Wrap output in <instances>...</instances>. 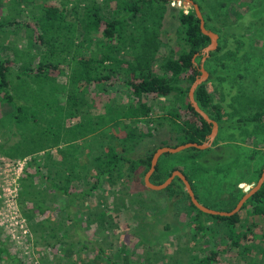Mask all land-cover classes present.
Listing matches in <instances>:
<instances>
[{
    "label": "trees",
    "instance_id": "obj_1",
    "mask_svg": "<svg viewBox=\"0 0 264 264\" xmlns=\"http://www.w3.org/2000/svg\"><path fill=\"white\" fill-rule=\"evenodd\" d=\"M9 1L13 2V11L20 9V5H29L31 2ZM46 1L39 3L38 11L33 12L29 20L0 17V128L2 127L4 132V127L9 126L10 132L18 136L16 141L11 142L9 147L1 149V152L11 158L30 156L26 159L27 162L18 179L20 188L17 197L22 213L28 219H31V211L42 214L54 209L46 203L45 194L37 188L36 180L39 178L45 179L52 190L69 196L68 202L62 207L65 214L61 209H54L55 215L41 217L40 222L31 225L34 233L41 232L42 242L47 248L60 242L64 256L68 257L78 252L77 258L85 264L88 261H91V264H118L116 259L105 260L102 263L103 254L106 252L103 243L109 237V232L105 230L108 231L115 226L122 208L146 217L143 208L150 204L149 197L146 196L150 187L146 185V190L139 189L134 193L125 189L119 191L120 197H123L124 193L128 194L126 203L124 200L117 203L114 199L108 203L107 197L94 201L93 208L89 207L78 217V220H83L88 225L97 220L98 236L94 238L87 236L88 234H80L79 227L82 224L70 216V204L77 199L79 205L86 204V197L91 196L92 190L99 187L103 181H108L110 188L113 183L125 188L126 183L121 178L131 177L138 166H143L140 171V175L143 176L150 166L153 151L159 146H175L188 141L200 143L206 140L211 124L190 104L188 90L196 75L200 73L198 66L201 54L198 53L193 60L194 54L207 45L210 38L201 31L200 19L193 7L185 11L183 7L171 6V16L177 19L176 42L179 47L174 49L170 46L169 40H163L159 26L171 0H60L59 4ZM2 3L4 1L0 0V4ZM208 19L204 20V24L218 33V44L205 59V64L210 67L207 79L218 71L217 68L210 66L209 61L214 59L215 54L226 45L227 40L221 35L220 27L211 24ZM10 25L14 26L17 32L14 39L7 43L5 38L8 33L7 27ZM253 37L255 45L244 49L243 53L237 56L230 55L233 56L232 60L225 63L226 67L223 69L228 77L238 79V83L248 79L247 91L243 84L238 85L241 93L237 95V100L243 110L235 119H223L222 106L213 101L207 88V80L201 82L194 90L197 103L221 127L256 122L260 131L264 129V107L258 102V99L264 96V66L263 55L257 52L263 37L256 33ZM16 38L21 39V45L16 43ZM161 46L165 47L164 51ZM120 64L127 66V73L120 81L127 88L129 101L107 98L102 103L100 112L90 113L91 110L87 108L90 91L88 86L92 82L106 84L114 77L119 78L122 74ZM63 67L66 73L63 72ZM58 74H63L64 81L58 80ZM171 92L178 95V102L172 107L171 114H159L154 110L152 116L153 108L149 101L153 97ZM244 111L246 112L243 113ZM94 115H96L94 122H89ZM72 118V122L69 121ZM164 121L170 124L169 130L173 133L171 136L176 139L174 143L162 142L164 139H160L154 148L144 155L137 157L129 155L131 147L151 134L150 127L159 130L163 127ZM109 123H111L109 128L116 129L118 125L124 128L125 137L121 144L119 142L104 145L95 140L94 149L88 144L78 146L67 140H63V145L60 144V140L68 136L73 129L72 138H76L78 133L85 136L92 131L95 137L98 135L103 137V129ZM68 124L70 125L67 128ZM61 133L66 135L61 137ZM2 137L4 138L0 141V147L7 138ZM29 145L31 147H28ZM125 146L127 150L124 152ZM53 148H56V152L52 151ZM71 148L77 154L72 153ZM85 148H88L90 163L95 167V173L90 175V165L84 166L80 162V156ZM185 149L190 157H195L208 148L191 146ZM41 150L43 153L40 154ZM57 153L60 154L59 159L55 158ZM160 157L150 180L160 183L172 170L180 169L188 178L198 200L206 206L229 210L244 193L239 183L246 180L235 179L229 183L230 187L223 190L226 183L223 184L219 179L221 190L229 194L220 198L217 206L207 204L199 195L204 179L200 177L193 180L178 165L169 164L166 168L168 166L170 168L167 170L165 168L161 172ZM41 160L45 161L42 163ZM236 163L243 167L246 161ZM263 166L264 161L257 170L256 180ZM217 169L219 167L206 170H211L212 175H215ZM73 179H79V185L82 186L75 193L69 189ZM158 190L166 192L168 197L180 195L173 203L169 202L165 206L174 204V207L186 212L188 219L193 223L190 227L193 239L203 236L212 238L213 233L218 232L219 228L213 229L211 224L205 223L206 219H210L206 218V215L211 216L220 226H224L226 238L232 239L235 246L243 244L242 252L251 255L247 257L245 264H264V228L259 227L260 232L256 233V237L253 235L255 239L252 241L248 243L243 241L250 226L257 225L256 217L264 218V181L244 201L241 208L231 215L211 214L200 210L191 201L181 178L177 175L168 185ZM149 207L151 210V204ZM241 209L245 210L251 222L240 221ZM53 219L55 222L52 224ZM45 221L48 224L45 225ZM100 231L103 235L99 234ZM39 240L36 238V243ZM108 241L111 243L109 239ZM115 249L122 251L121 247ZM217 252V249L210 245L201 255L188 254L181 264H213ZM77 258L68 264H78ZM10 259L16 260L17 257L9 254L8 246L0 244V264H12V261L7 262Z\"/></svg>",
    "mask_w": 264,
    "mask_h": 264
},
{
    "label": "rangeland",
    "instance_id": "obj_2",
    "mask_svg": "<svg viewBox=\"0 0 264 264\" xmlns=\"http://www.w3.org/2000/svg\"><path fill=\"white\" fill-rule=\"evenodd\" d=\"M3 1L4 3L0 4V17L9 16V18L29 20L31 17L30 15L38 11L40 6L39 3L43 0H31L29 5L22 4L20 5V9H18L19 11H13L12 1ZM194 1L201 6L200 10L203 19L206 20L209 18L208 20L210 23H214L216 26L220 27L221 35L227 38L226 45L215 54L213 60L211 59V61H209L210 66L218 69L217 72L212 73L211 78L207 79L210 75L208 71L210 67L205 64V61L203 65L208 71V76L206 78L207 88L213 101L222 106L223 119H235L243 110L240 108V103L237 100V95L241 93L238 85L243 84L245 86L244 89H246L245 91H247L248 88L246 84H248V79L241 80L238 83V79L228 77V75L223 72V69L226 67L225 63L231 62L230 60H232L231 58L233 56L230 55L237 56L243 53L244 49L255 45L253 37L255 33L263 37L262 43L260 44L261 47L257 52L263 55L262 64L264 66V52H262L264 51V0ZM46 2H55L59 4L60 0H47ZM171 6L183 7L185 11L191 6L185 5L182 1H170L167 7L168 10L165 12L164 18L159 26L161 38L163 40H169L170 46L177 49L179 47L176 42L177 19L171 16ZM16 30L17 29L12 25L7 27L8 33L5 42L9 43L14 39L17 32ZM16 40V43L21 45V39L16 38ZM161 48L163 51L165 50L164 46H161ZM224 53H226V55ZM195 59L194 56V60ZM255 59L256 58H254V60ZM199 60H201V56ZM260 62L261 61H258V63ZM123 66L125 68H123ZM123 66L120 68L122 74L119 78L114 77L106 82V84L92 82L88 86L90 91L88 93L87 108L91 110L90 113L96 114V112H100L102 110V103L106 101L107 98H119L121 101H129L127 88L124 83L120 81V79L123 80L127 73V66ZM62 70L66 73L64 67ZM57 78L59 81H64L65 79L63 74H58ZM177 96V94L171 92L166 95L153 97L149 101L153 108L152 116L154 115V110L158 111L159 114L166 113L170 115L172 107L176 106L178 102ZM258 102L264 107V96L258 99ZM245 112L246 111L243 113ZM95 116L96 115H94V118L89 122H94ZM105 119L107 118L105 117ZM72 120L73 118L69 119L71 122ZM69 125L70 124L66 127L68 128ZM73 125L74 124H72V126ZM110 125L111 123L105 125L102 133L104 134L103 137L100 135L95 137L92 131L85 136H80L78 133L76 138H72L74 129L70 131L66 137H64L66 134L61 133V137L64 138L60 140V144L63 145V140L71 141L78 146H80V144H88L90 147L93 146V141L95 140H97L98 143H104V145L117 144L119 142V144H121L125 137L124 128L118 125L115 127L116 129H113L109 128ZM169 125L168 121H164L163 127L159 130L150 127L151 134L143 137L137 145L131 147L132 151H130L129 155L134 157L144 155V153L154 148L160 139H164L162 142L174 143L176 139L171 136L173 133L169 130ZM142 126L146 127L145 125ZM9 128V126L4 127V132L2 131V127L0 128V141L4 138L2 136H7L8 138H6V141L0 147V244L8 246L9 254L16 256L17 259L6 261H12V264H25V262L26 264H68L71 260L73 261L79 257L78 252H74L68 257L64 256L65 254H63L60 247V242L55 246L52 245L47 248L46 244L42 242L43 236L41 237V232L37 231V233H34L31 225L40 222L41 217L55 215L54 209L62 210L63 205L68 202L69 196L58 192V190H52V187H49L45 179L41 180V178H39L36 180L37 188L45 194L46 203L54 209L51 212L45 211L42 214H37L35 211L32 213L31 211V219H28L22 213L17 198L20 188L18 179L22 174L25 162H27L26 159H29L30 156L24 158H11L1 152V149L9 147L11 142L18 139V136L10 132ZM127 146H125L124 152L127 150ZM28 147H31V145ZM207 148V150L197 154L195 157H190L189 152H187L185 148L177 152L164 153L159 159L160 171L162 172L167 165L171 164L182 167L185 173L191 176L193 180H198L202 177V179H204V184L199 191L201 200L207 202V204L217 206L216 204L220 203V198L229 194L221 190V186H219L220 180H222L223 184L226 183L223 190H225V187H230L229 183L235 179L246 180L239 183L242 187L244 183L257 181L255 175L264 161V129L260 131L256 122H250L242 126L223 125L222 127L218 123L217 133L211 145ZM87 149L88 148L84 149L85 153ZM92 149H94V146ZM73 150L74 149L71 148L72 153L76 152ZM52 151L56 152V148H53ZM41 153H43V150L40 151V154ZM85 153L80 156V162L84 166L90 165V175L95 173V167L91 165L89 156L87 157L89 151L87 154ZM236 154L238 155V160H236ZM59 155V153L55 154V158L59 159ZM236 161H246V164L243 167H239ZM61 166L62 165H60V168ZM213 167H219L216 173L213 171L216 176L212 175L211 170H206ZM82 168L84 167L82 166ZM142 168L143 166H138L132 172L131 177H127L126 179L125 177L121 178V180L126 183L125 188L118 187V185H114V183L112 188H110L108 181H103L99 187L92 190L91 196L86 197V204L83 203L79 205L78 199L72 201L70 204V216L78 220V217L88 210L89 207L93 208L94 201L105 197H107L108 203L113 199L116 200L117 203L123 200L126 203L128 194L124 193L123 197H120L119 193V191L124 189L131 190L132 193L139 189L146 190L147 187L144 182V175H140ZM168 168H170V166H168ZM168 168H166V170ZM62 171L67 172L66 170ZM79 184V179H73V184H71L69 189L75 193L82 188ZM147 190L146 196L149 197V203L152 207L150 210L149 204L148 207L143 208L146 217L139 215V213H134L133 210L122 208L123 210L120 211L117 216L115 226L108 231L105 230V232H109L108 239L111 243H109L108 239L103 243L106 252L103 254L104 259L102 263L105 262V260L109 261L111 259H116L118 260V264H181V262L186 260L185 257L188 256V254L198 253V255H201L208 250L210 245H213L218 251L216 261L213 262V264H245L247 257L251 256L250 254H244L242 252L243 244L235 246L232 243V239L226 238L224 226H220V224L217 223L218 221L211 216L206 215V218L210 219H206L205 223L211 224L213 229L219 228L218 232L215 234L213 233L211 236L212 238L203 236V238L199 237L198 239H193L190 230L193 223L188 219L186 212L183 209L174 207V204H169L168 207L165 206L169 202L173 203L180 195L177 194L173 195L174 197H168L164 191L151 188ZM163 206L164 208H162ZM62 212L65 214V210H62ZM247 220L248 222L252 221L246 215L245 210L241 209L240 221ZM78 221L82 224V226L79 227L80 234H88L87 236L93 238L94 236H98L96 233V227L98 226L97 220L93 221V223L91 222L89 225L84 223L83 220ZM54 222L55 219L51 221L52 224ZM256 222L257 225L250 226L247 231V237H245L243 241L247 243L252 241V239H255L253 235L255 234L256 237V233L258 234L260 232L259 227L264 228V218L257 216ZM44 224L46 225L48 223L45 221ZM99 234L103 235L101 231ZM36 238L40 239L37 243ZM70 238L73 240L72 237ZM94 245L96 246L95 243ZM115 247H121L122 251L116 250ZM158 249L160 252H158ZM95 250L96 249H94V252ZM77 261L78 264H85L79 258H77ZM86 264H91V261H88Z\"/></svg>",
    "mask_w": 264,
    "mask_h": 264
},
{
    "label": "water",
    "instance_id": "obj_3",
    "mask_svg": "<svg viewBox=\"0 0 264 264\" xmlns=\"http://www.w3.org/2000/svg\"><path fill=\"white\" fill-rule=\"evenodd\" d=\"M176 1L177 2L182 1L185 5H188V6H191L194 8L196 15L200 19L201 31L203 33L207 34L210 38L209 43L207 45H205L204 47H202L199 52H196L194 54V56H196L198 53L201 54V60L199 62V66H198L200 73L198 75H196V77L192 81V83L189 87V90H188V96H189L190 104L194 107V109L206 121H208L211 124V129H210V132L206 135V140L203 142L198 143V142H194V141H188V142L180 143V144L175 145V146L162 145V146L157 147L151 155L150 166L144 174V182L146 183V185L148 187H150L152 189H161V188L165 187L166 185H168L171 182V180L177 175L181 178V180L184 184V188L188 192L191 201L200 210L207 212V213H211V214L231 215V214H234L235 212H237L241 208L244 201L261 186L262 182L264 181V166L262 167L261 174L258 177L257 181L244 183L243 195L237 200L235 205L229 210L212 208V207L206 206L205 204L200 202L198 200V198L196 197V195H195V193H194V191L190 185L188 178L183 173V171H181L180 169L172 170L171 173L160 183H155V182H152L150 180V175L153 172V170L156 166L157 160L161 154H163L164 152H177V151H180L184 148L191 147V146L201 148V149L207 148L208 146L211 145V143H212V141H213V139L217 133V130H218V122L215 119L211 118L209 116L208 112H206L203 108L200 107V105L197 103V101L194 97L195 88L201 82L206 80V78L208 76V71L204 67L203 63H204L205 59L208 57L209 52L217 47L218 33H216L212 29H209L205 26L204 19L202 17V12H201L200 7H199L197 2H195L194 0H176ZM193 60H194V58H193Z\"/></svg>",
    "mask_w": 264,
    "mask_h": 264
},
{
    "label": "crops",
    "instance_id": "obj_4",
    "mask_svg": "<svg viewBox=\"0 0 264 264\" xmlns=\"http://www.w3.org/2000/svg\"><path fill=\"white\" fill-rule=\"evenodd\" d=\"M83 151H84V150H83ZM87 152H88V149L86 150V153H85V151H84L85 154H87ZM87 157H88V154H87ZM145 184H146V183H145Z\"/></svg>",
    "mask_w": 264,
    "mask_h": 264
},
{
    "label": "built area",
    "instance_id": "obj_5",
    "mask_svg": "<svg viewBox=\"0 0 264 264\" xmlns=\"http://www.w3.org/2000/svg\"><path fill=\"white\" fill-rule=\"evenodd\" d=\"M173 1V0H172Z\"/></svg>",
    "mask_w": 264,
    "mask_h": 264
}]
</instances>
